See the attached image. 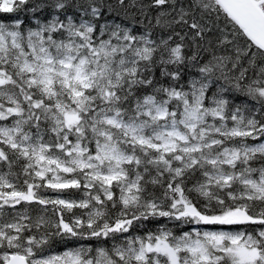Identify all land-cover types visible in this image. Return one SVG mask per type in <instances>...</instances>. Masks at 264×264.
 <instances>
[{"label": "snow or ice", "instance_id": "obj_1", "mask_svg": "<svg viewBox=\"0 0 264 264\" xmlns=\"http://www.w3.org/2000/svg\"><path fill=\"white\" fill-rule=\"evenodd\" d=\"M0 264H264V0H0Z\"/></svg>", "mask_w": 264, "mask_h": 264}]
</instances>
